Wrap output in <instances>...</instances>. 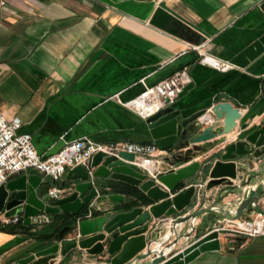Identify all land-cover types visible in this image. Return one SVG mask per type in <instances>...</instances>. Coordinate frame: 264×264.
I'll list each match as a JSON object with an SVG mask.
<instances>
[{"label": "crops", "instance_id": "crops-1", "mask_svg": "<svg viewBox=\"0 0 264 264\" xmlns=\"http://www.w3.org/2000/svg\"><path fill=\"white\" fill-rule=\"evenodd\" d=\"M1 1L0 112L5 119L19 120V131L30 134L40 155L54 153L64 143L82 137L101 144L152 142L144 120L122 103L135 97L145 85L177 70L186 72L191 87L176 97L172 106L182 108L185 115L205 109L206 117L199 120L202 125L215 123L207 112L218 102H230L238 109V116L225 134L196 142L194 145H202L222 139L185 163L172 164L177 150L173 146L164 149L163 168L172 165L176 169L193 161L207 163L200 173L181 180L170 195L191 182L207 181L214 155L223 152L228 143L243 139L264 120V50L243 68L231 64L220 70L200 62L201 55L228 62L262 35L264 8L260 5L264 0ZM160 2L183 22L171 18L162 28L150 25L148 21ZM263 145L252 146L249 154L234 162L236 178L229 181L232 186L244 183L242 187L233 190L219 185L206 190L203 186L182 212L215 204L231 215L245 191L259 186L264 179ZM66 172L58 184L63 191L69 184L61 185ZM92 181L108 187L103 195L117 193L122 200L114 203L103 196L92 198L87 210L80 212V219L125 210L128 205L146 208L154 203L136 186L108 177ZM41 185L47 189L51 182L41 176ZM254 204L260 212L249 206L239 218L248 219L256 213L264 218V194ZM182 212L149 221L148 227L162 222L167 231ZM65 217H72L74 223L78 219L59 213L46 223L25 226L20 221L1 230L0 264H18L20 259L57 242V238L35 235L50 234ZM226 220L222 210L213 209L179 223L170 240L192 229L187 239L178 240L173 251L213 228H222L225 232L218 235L219 248L201 252L187 264H264V234L247 237L231 233ZM116 234H105L101 242L104 248ZM75 235L69 229L62 238ZM107 257L106 253L89 255L75 247L63 256L56 255L49 264H104Z\"/></svg>", "mask_w": 264, "mask_h": 264}, {"label": "water", "instance_id": "water-1", "mask_svg": "<svg viewBox=\"0 0 264 264\" xmlns=\"http://www.w3.org/2000/svg\"><path fill=\"white\" fill-rule=\"evenodd\" d=\"M260 7L264 8V1ZM171 18L183 22L178 15L160 2L148 23L162 28L163 23ZM263 50L264 33L234 54L228 62L243 68ZM190 87L191 83L184 85L177 97L183 95ZM207 115L215 123L201 124L200 118L206 117L205 109L185 115L182 113V108H175L170 104L146 117L144 123L155 146L160 149H169L173 146L177 150L172 157V164L185 163L206 148L222 141L218 139L202 145H194L215 134L228 132L230 125L238 116V109L230 102L223 101L213 104L208 109ZM218 120H221L220 123H217ZM262 142H264V120H261L259 127L245 135L243 139L228 143L223 152L214 155L215 160L208 169V179L204 189L208 190L219 185L228 186L233 190L242 187L244 183L232 186L229 181L236 178L234 162L249 154L252 146H260ZM247 145L250 147L245 149ZM132 161L133 155L124 151H118L116 155L97 152L91 156L87 164H77L67 170L61 182V185L69 183L67 190L56 199L47 196L46 188L41 185V176L32 169L20 172L14 178H9L0 184V212L5 216H20L25 226L31 224V217L40 213L47 215L48 220L59 213L78 216L76 222L69 227L76 237L70 241H63L62 232L67 228L63 227L57 232V242L20 259L18 264H49L56 255L63 256L75 247L83 249L89 255L106 253L108 257L103 261L104 264H187L201 252L217 250L218 235L225 230L213 228L177 251H173L178 240L187 239L192 229L191 226L188 231L175 234L170 240L179 223L192 221L197 215L213 209L222 210L223 217L227 220L239 218L242 210L249 206H252L254 212H260L254 203L264 194V179L259 186L250 189L241 198L236 209L230 212L231 215H227L225 210L215 204L182 212L195 199L196 189L193 182L172 195L170 192L174 191L181 180L188 179L194 173H200L207 163L200 165L198 161H193L160 174L154 180L138 172ZM90 169L93 170L90 172ZM95 177H108L136 186L154 203L146 208L130 206L125 210L105 211L90 219H80L82 216L79 215L80 212L87 210L86 206L92 198L100 199L103 196L114 203L122 200V195L117 193L103 195L109 189L104 183H93L92 178ZM180 212L182 213L172 220L167 231L162 222L148 227L149 221L154 222L162 216L170 217ZM114 231L117 234L108 240L104 248L101 242L105 234H112Z\"/></svg>", "mask_w": 264, "mask_h": 264}, {"label": "built area", "instance_id": "built-area-1", "mask_svg": "<svg viewBox=\"0 0 264 264\" xmlns=\"http://www.w3.org/2000/svg\"><path fill=\"white\" fill-rule=\"evenodd\" d=\"M2 4L3 1L0 0V5ZM200 62L220 70L232 67L228 62H220L204 55H201ZM188 81L186 72L177 70L152 85H145L140 93L123 102L122 105L144 120L157 110L172 104ZM19 128L18 119H5L0 112V184L20 172L32 169L50 180L51 185L46 189V192L51 199H56L62 195L63 190L58 184L65 171L77 164H87L91 156L97 152L109 155H116L118 151L131 153L133 155L132 164L138 172L145 175L146 178L154 180L158 175L174 170L172 165L169 168L162 167V156L165 150L158 148L152 142L136 143L124 140L101 144L82 137L64 143L54 153L40 155L32 145L30 134L19 131ZM205 182L194 184L197 189L196 197H198L197 191L205 185ZM249 190H246L244 195ZM89 215L88 212L85 216L89 217ZM20 221V216H5L0 212V231ZM48 221V216L42 213L31 217L32 224L38 225ZM226 222L228 224L227 229L231 233L247 237L264 234V218L259 213L248 219L237 218L226 220ZM72 238L63 239V241H70Z\"/></svg>", "mask_w": 264, "mask_h": 264}, {"label": "trees", "instance_id": "trees-1", "mask_svg": "<svg viewBox=\"0 0 264 264\" xmlns=\"http://www.w3.org/2000/svg\"><path fill=\"white\" fill-rule=\"evenodd\" d=\"M131 205H128V207H130ZM127 207V208H128ZM65 214V213H64ZM58 215V214H56ZM65 215H69V214H65ZM54 216V215H53ZM52 220V218H51ZM74 224V219L71 217L69 218H64L62 219L59 224H57V226L53 229V231L50 233V234H38V235H35V237H41V238H46V239H55L57 238V232L63 228V227H67L66 229L63 230L62 232V235H64L68 230H69V227H71L72 225Z\"/></svg>", "mask_w": 264, "mask_h": 264}]
</instances>
